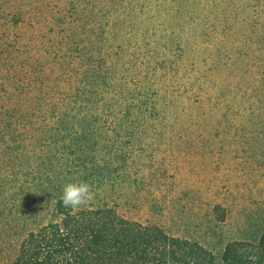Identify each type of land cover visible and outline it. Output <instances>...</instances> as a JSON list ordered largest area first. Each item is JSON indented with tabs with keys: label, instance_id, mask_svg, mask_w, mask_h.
Segmentation results:
<instances>
[{
	"label": "trees",
	"instance_id": "trees-1",
	"mask_svg": "<svg viewBox=\"0 0 264 264\" xmlns=\"http://www.w3.org/2000/svg\"><path fill=\"white\" fill-rule=\"evenodd\" d=\"M261 2L63 0L57 84L33 111L0 113L14 120L2 127L12 146L0 170V264H264V231L216 252L110 203L125 184L161 183L176 160L200 157L210 171L264 166V36L253 61L238 32L228 34L242 23L264 35ZM16 19L5 16L18 28ZM18 161L32 174L14 172ZM81 181L92 204L64 207L63 187ZM212 213L226 222L221 205Z\"/></svg>",
	"mask_w": 264,
	"mask_h": 264
},
{
	"label": "rangeland",
	"instance_id": "rangeland-1",
	"mask_svg": "<svg viewBox=\"0 0 264 264\" xmlns=\"http://www.w3.org/2000/svg\"><path fill=\"white\" fill-rule=\"evenodd\" d=\"M261 1L253 0V5L262 4ZM60 8H63V0H0V113L11 112L9 115H12L14 109L33 111L35 103L39 102L37 99L42 98L46 92L45 85L57 84L58 80L55 78L60 71V61L56 58V52L60 29L56 19L60 17ZM217 8H213L216 10L215 14L218 13ZM11 13L16 14V20L24 19V23L18 28L14 21L8 24L5 22V16H10ZM236 29L228 34L237 31L235 39L239 40V45L245 43L241 47H247L252 60H261L263 56L257 49L260 45L259 35L264 36L263 33L259 31L252 35L251 28L243 27L242 23ZM241 29L244 30L243 35L239 33ZM202 49L204 52L216 50L206 45ZM230 60L233 59L230 57ZM27 63H31L36 70L32 75ZM243 63L245 61L240 60L234 64L240 67ZM32 100L33 106L30 102ZM232 103L234 102L227 101V106ZM45 110L40 107V112L44 113ZM2 116L4 115L0 114ZM4 119H0V170H4L2 164L11 160L6 161L12 145L9 137H3L2 127L14 120L7 117ZM34 122L36 121L28 122L29 132ZM39 124L35 123L34 128ZM26 144L34 146L29 139ZM261 149L264 151V147ZM237 161L233 159L232 162L238 163ZM176 162L178 164L169 166L168 177L161 183L147 187L140 185L138 188L125 184L118 189L116 196H113L115 199H111L110 203L125 219L144 225H158L172 236L198 240L216 252L231 241H255L259 238L264 231L262 164V168L251 165L252 169L241 173L236 169L230 171L228 165L214 166L212 171L203 169L200 167V157ZM246 163L249 166V161ZM20 164L18 161L14 172L32 174L33 169L27 167L29 164L24 161L22 166ZM216 205H221L227 211L224 224H217L213 220L212 210Z\"/></svg>",
	"mask_w": 264,
	"mask_h": 264
},
{
	"label": "clouds",
	"instance_id": "clouds-1",
	"mask_svg": "<svg viewBox=\"0 0 264 264\" xmlns=\"http://www.w3.org/2000/svg\"><path fill=\"white\" fill-rule=\"evenodd\" d=\"M94 197L91 186L86 182L68 183L62 189L63 206L78 210L87 205Z\"/></svg>",
	"mask_w": 264,
	"mask_h": 264
}]
</instances>
